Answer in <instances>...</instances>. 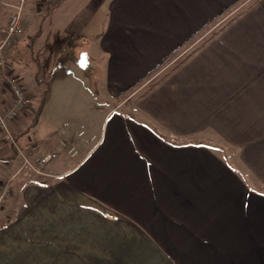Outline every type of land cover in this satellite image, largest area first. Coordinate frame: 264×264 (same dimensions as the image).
Listing matches in <instances>:
<instances>
[{"label":"crops","instance_id":"obj_1","mask_svg":"<svg viewBox=\"0 0 264 264\" xmlns=\"http://www.w3.org/2000/svg\"><path fill=\"white\" fill-rule=\"evenodd\" d=\"M234 1L52 0L40 20L32 0H0V26L19 7L26 19L7 55L30 98L13 131L56 153L51 176L13 179L0 264H264V0H248L165 78L101 117L41 133L55 117L49 95L28 131L42 91L25 51L47 75L75 43L65 72L84 77L62 99L98 105L100 84L118 97ZM11 153L0 134V179Z\"/></svg>","mask_w":264,"mask_h":264},{"label":"built area","instance_id":"obj_2","mask_svg":"<svg viewBox=\"0 0 264 264\" xmlns=\"http://www.w3.org/2000/svg\"><path fill=\"white\" fill-rule=\"evenodd\" d=\"M25 28L26 19L22 7L13 12L7 22L0 26V134L11 151L16 153L8 176L0 179V213L13 194V179L17 176L27 179L51 176L48 166L56 157L55 152L43 151L34 141L22 142L13 131V126L29 107L30 98L22 80L11 68L7 55L24 34ZM7 90L11 93L9 103L3 97ZM68 152L74 155L77 149L75 146H70Z\"/></svg>","mask_w":264,"mask_h":264},{"label":"rangeland","instance_id":"obj_3","mask_svg":"<svg viewBox=\"0 0 264 264\" xmlns=\"http://www.w3.org/2000/svg\"><path fill=\"white\" fill-rule=\"evenodd\" d=\"M28 1L29 0H27V2ZM247 1L248 0H243V1L239 2L230 11H228V12L224 13L223 15H221L220 17H218V19L210 27L206 28L204 31H202L200 34H198L195 38H193L170 61L166 62L159 70H157L155 72L154 75L149 77L148 78L149 80L145 83L143 88L138 90L137 92H135V94H133L132 97H136L137 95H139L141 92H143L144 89H147L153 83V81H155L156 79L161 77L164 73L163 71H165L164 70L165 67L167 69L168 64H170V65L176 64L181 59L182 55L185 54V50L188 47H190V44H192V42L194 43L196 41V39L200 40V39L207 37V35L211 34V32L213 30L217 29L222 23L227 21L232 15H234L237 11H239L241 8H243L244 5L247 3ZM32 2H33V6L36 5L35 6L36 10H38V9L43 10V8H45L46 0H32ZM30 7H31V3H30ZM29 10H32V8H30ZM70 46H71V43L68 44L67 46H65V48H67V49H64V51H63L64 55L62 56L61 59L58 60V64L56 66L58 68L50 70V74H47V75L45 74V71L47 69L45 67L43 69H40L39 63L37 62L36 59H34L32 57L31 50L25 51V53H26V54H24L25 58L28 55V59H24L23 62L24 63L27 62L29 65H31L32 68L37 73L36 75H38V73H39L40 77L43 79V82L41 83V85H39L40 86L39 89L42 91L41 92L42 99L37 102V106H36L39 109V115H40V112L42 110L45 98L49 95L56 98V102L54 103V106L51 108L52 113L55 117L53 118V116H51L50 121H47V126L49 125V128H47L45 126H41V133H43L42 129H45V132H52V133L56 134L54 136H57L61 133L60 132L61 129L63 127H65L66 125H68L71 118H74V117L82 118L84 116V114L95 113L97 111L100 112V117H101V115L104 113V111H107L118 100L117 96L111 97L107 91H104L103 85L100 84V101H99L98 105H84V107H73V108L69 107L68 101L63 100L62 98L65 95L69 96L72 93V90H71L72 88H75L77 86L79 87L81 85V80L84 77L83 73L80 74L81 71H79V69H75V71H76L75 75L66 73L67 67H68L67 65H69L70 63H73L75 60V57L79 56V53L76 52V50L74 48L75 43H73L71 47ZM63 52H62V54H63ZM73 76L78 77V80L77 81L74 80ZM86 77H87V80L91 82V85L93 87H95L96 89L99 88L97 86V84H95L97 82L95 77L93 79L89 75ZM101 77L102 76L100 75V78ZM93 80H94V82H93ZM57 81L59 82L58 85H56ZM34 82L35 81L33 78V83ZM26 83L27 84L29 83L28 85H30V89L33 87L30 84V82H28V80H26ZM51 84H52V88H50ZM43 89H44V91H43ZM59 89H62V90H59ZM133 92H131V93H133ZM131 93H128L127 97L131 96ZM59 101L63 102L64 105H61V103H59ZM61 125H62V127H61ZM36 130H37V128L34 131H36ZM5 143L7 144L6 141H5ZM47 151H49V150H47ZM63 156L64 155H61L58 158H56L55 164H57L58 162L63 160V158H64ZM17 177H21V176H17ZM17 177H15V178H17ZM45 177H47V176H45ZM45 177H43V176L42 177H35V178L29 179V180H40V179H43ZM5 208H6V204H5L4 209Z\"/></svg>","mask_w":264,"mask_h":264},{"label":"trees","instance_id":"obj_4","mask_svg":"<svg viewBox=\"0 0 264 264\" xmlns=\"http://www.w3.org/2000/svg\"><path fill=\"white\" fill-rule=\"evenodd\" d=\"M50 1L52 0H46V4H45V8H43V10H39L38 12V16L40 18V20L49 13L50 11ZM242 0H235L234 2H232L231 4H229L220 14H218L216 17H214L213 19H211L209 22H207L204 26H202L198 31H196L190 38H188L186 41H184L174 52H172V54L166 58L157 68H155L152 72H150L149 74H147L146 76H144L142 79H140L139 81H137L136 83L130 85L128 88H126L121 94L118 95L117 99L119 101L125 100V102H127L130 98L127 97L128 93L133 92L134 90H136L146 79H148L149 77H151L157 70H159L166 62L170 61L183 47H185L193 38H195L198 34H200L202 31H204L206 28L210 27L217 19L218 17H220L221 15H223L224 13L230 11L236 4H238L239 2H241ZM238 15V14H236ZM235 15V16H236ZM234 16V17H235ZM234 17H232L228 22H226L223 26H221L219 29H215L211 32V34L197 47H195L193 50H191L185 57H183L178 63H176L174 66L171 67V69L169 71H167L166 73H164L157 81H155L152 85L149 86V88L153 87L154 85H156L160 80H162L163 78H165L171 71H173L174 69H176L180 64H182L184 61H186L189 57H191L208 39H210L212 36L216 35L220 30H222L232 19H234ZM36 79L39 85H41V83L43 82L42 79H40L37 75H36ZM44 91V89H43ZM38 119H39V109L36 107L35 108V114L31 123L30 128H28L30 131L32 129V127H34L37 123H38ZM28 131L26 130L24 133H28ZM225 149H227V147L223 146ZM11 155L9 159H14L16 157V153L14 151H11Z\"/></svg>","mask_w":264,"mask_h":264}]
</instances>
